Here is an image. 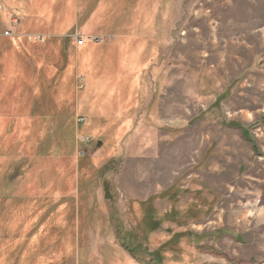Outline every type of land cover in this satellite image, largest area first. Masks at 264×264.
Wrapping results in <instances>:
<instances>
[{
	"label": "rangeland",
	"instance_id": "374dc122",
	"mask_svg": "<svg viewBox=\"0 0 264 264\" xmlns=\"http://www.w3.org/2000/svg\"><path fill=\"white\" fill-rule=\"evenodd\" d=\"M0 8V264H264V0Z\"/></svg>",
	"mask_w": 264,
	"mask_h": 264
},
{
	"label": "crops",
	"instance_id": "0c3cea01",
	"mask_svg": "<svg viewBox=\"0 0 264 264\" xmlns=\"http://www.w3.org/2000/svg\"><path fill=\"white\" fill-rule=\"evenodd\" d=\"M71 123V122H70ZM70 123H68V125L70 124ZM74 128L76 129V130H78L79 131V126L76 124V117L74 118ZM49 132V131H52V135H54V134H56V131H54V127L53 126H47V127H45V123H43V134L44 133H46V132ZM78 131H77V133H76V135H75V137H76V139H77V137H78ZM75 137H74V139H75ZM69 138H70V134H69ZM63 155V154H62ZM54 163V162H53ZM62 189V188H61ZM62 191L58 194V195H60L61 194V197H63L62 196ZM62 198H60V199H58V202L60 201V202H62Z\"/></svg>",
	"mask_w": 264,
	"mask_h": 264
},
{
	"label": "built area",
	"instance_id": "2783aa9c",
	"mask_svg": "<svg viewBox=\"0 0 264 264\" xmlns=\"http://www.w3.org/2000/svg\"><path fill=\"white\" fill-rule=\"evenodd\" d=\"M0 12H1V8H0ZM9 33H5V36H8ZM88 42H91V43H98V44H102L104 43V40L103 39H99V38H96L95 36L94 37H91L89 39H87ZM85 41H83L82 39H79L78 37L76 38V44H77V47H81L83 46ZM84 120H78V122H83Z\"/></svg>",
	"mask_w": 264,
	"mask_h": 264
},
{
	"label": "water",
	"instance_id": "95a60500",
	"mask_svg": "<svg viewBox=\"0 0 264 264\" xmlns=\"http://www.w3.org/2000/svg\"><path fill=\"white\" fill-rule=\"evenodd\" d=\"M102 145V142H100L99 144H98V146H101Z\"/></svg>",
	"mask_w": 264,
	"mask_h": 264
},
{
	"label": "trees",
	"instance_id": "16d2710c",
	"mask_svg": "<svg viewBox=\"0 0 264 264\" xmlns=\"http://www.w3.org/2000/svg\"><path fill=\"white\" fill-rule=\"evenodd\" d=\"M133 254V253H132Z\"/></svg>",
	"mask_w": 264,
	"mask_h": 264
}]
</instances>
